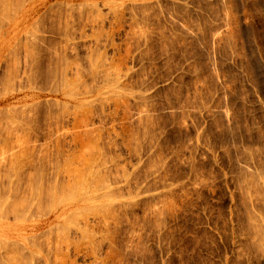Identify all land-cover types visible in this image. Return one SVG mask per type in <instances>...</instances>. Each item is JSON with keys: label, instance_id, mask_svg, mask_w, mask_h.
Instances as JSON below:
<instances>
[{"label": "rangeland", "instance_id": "rangeland-1", "mask_svg": "<svg viewBox=\"0 0 264 264\" xmlns=\"http://www.w3.org/2000/svg\"><path fill=\"white\" fill-rule=\"evenodd\" d=\"M1 242L264 264V0H0Z\"/></svg>", "mask_w": 264, "mask_h": 264}, {"label": "bare ground", "instance_id": "bare-ground-1", "mask_svg": "<svg viewBox=\"0 0 264 264\" xmlns=\"http://www.w3.org/2000/svg\"><path fill=\"white\" fill-rule=\"evenodd\" d=\"M28 12V11H27ZM29 14V13H28ZM7 44V43H6ZM19 225H21V224H19ZM26 226H28V225H25V227ZM35 225L34 224H32L31 225V227L29 228L30 230H35V229H39V227L37 226L36 228L34 227ZM7 227V226H6ZM12 227V226H11ZM21 227V226H20ZM33 228H35V229H33ZM10 229V228H9ZM24 229V228H23ZM8 230V229H7ZM19 230V229H18ZM2 232H3V234L2 235H4V238H3V242H6V243H8V242H10V244L12 243L11 241H9L11 238L10 237H14V239H12V241H17V242H22V243H25L26 242V240L28 239V241H27V244H28V247H27V249H28V251H29V257H31V258H33L34 257V254L36 253V251H35V253H34V249H36L37 248V245L36 244H33V242L32 241H30V238L32 237H28V236H22V233L20 232V231H18L16 234H11L9 231H6L5 229H2L1 230ZM12 231H14V230H12ZM20 240V241H19ZM3 242H1V244L0 245H2V243ZM15 243V242H14ZM15 245H17L16 243H15ZM14 245H12L11 246V248L13 247ZM7 248V250L5 251H3L4 253L3 254H5V252H7V251H9V250H12L11 252H17L18 253V251L13 247L12 249H9L8 250V247H6ZM5 249V248H4ZM15 250V251H14ZM7 253H9V252H7ZM7 256H8V254H6ZM5 257V256H4ZM11 259H13V258H11V257H8L7 258V262L9 263V264H20L19 262L20 261H18V260H21V258L18 256V258H15V259H13V260H11ZM7 263V264H8Z\"/></svg>", "mask_w": 264, "mask_h": 264}]
</instances>
